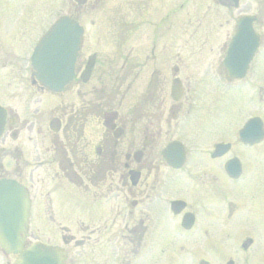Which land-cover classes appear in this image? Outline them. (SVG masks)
I'll list each match as a JSON object with an SVG mask.
<instances>
[{"label":"flooded vegetation","instance_id":"1","mask_svg":"<svg viewBox=\"0 0 264 264\" xmlns=\"http://www.w3.org/2000/svg\"><path fill=\"white\" fill-rule=\"evenodd\" d=\"M33 3L0 0V179L29 198L21 251L264 264V0H61L52 20L83 32L57 91L34 74L52 20ZM93 10L89 42L109 48L84 45ZM238 32L250 55L227 54ZM17 256L0 247V264Z\"/></svg>","mask_w":264,"mask_h":264},{"label":"water","instance_id":"2","mask_svg":"<svg viewBox=\"0 0 264 264\" xmlns=\"http://www.w3.org/2000/svg\"><path fill=\"white\" fill-rule=\"evenodd\" d=\"M81 30L66 16L58 18L40 40L33 54L35 75L51 89H59L70 77ZM243 45V44H242ZM28 197L23 187L0 180V245L17 252L23 244L28 216ZM53 249L35 245L24 251L15 264H55Z\"/></svg>","mask_w":264,"mask_h":264},{"label":"rangeland","instance_id":"3","mask_svg":"<svg viewBox=\"0 0 264 264\" xmlns=\"http://www.w3.org/2000/svg\"><path fill=\"white\" fill-rule=\"evenodd\" d=\"M60 1L61 0H34L33 8H34V11H41V8L44 7V6L43 5H40V3H48V5H45L46 7L43 10H45L46 12H48V14L50 13V19L52 20L55 17V15L57 14L58 7L60 5ZM87 7L88 6L84 5L83 6V11H86L87 10ZM60 12H61V10H60ZM99 13L98 12H94V10H93V12H87V14L85 15V17L83 16L82 22H83V24L86 27V35L84 36V45L88 46L91 49L96 48V49H99V50H103L104 48L106 49V48H109V47H105V46L102 47L101 45H98V44H96V47H95V44L94 43L90 44V42H89L94 37V35L91 34V32H93L92 31L93 28L96 29V28L99 27V26H96L97 23L99 22V17H98V14ZM41 15H44L45 16L46 13L40 14V16ZM91 21H93L96 25H94V26L91 25L90 24ZM94 33H96V31ZM99 37H100L99 35L96 36L97 39ZM104 37H107L106 34L104 35ZM107 39H108V37H107ZM99 41H101L100 38H99ZM106 42H107V44H109V41L108 40Z\"/></svg>","mask_w":264,"mask_h":264}]
</instances>
